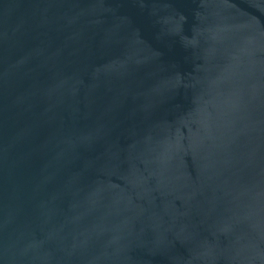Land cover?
<instances>
[{
  "label": "water",
  "instance_id": "obj_1",
  "mask_svg": "<svg viewBox=\"0 0 264 264\" xmlns=\"http://www.w3.org/2000/svg\"><path fill=\"white\" fill-rule=\"evenodd\" d=\"M0 264H264V0H0Z\"/></svg>",
  "mask_w": 264,
  "mask_h": 264
}]
</instances>
